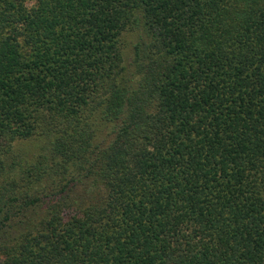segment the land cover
<instances>
[{"label":"trees","instance_id":"obj_1","mask_svg":"<svg viewBox=\"0 0 264 264\" xmlns=\"http://www.w3.org/2000/svg\"><path fill=\"white\" fill-rule=\"evenodd\" d=\"M0 264H264V0H0Z\"/></svg>","mask_w":264,"mask_h":264}]
</instances>
